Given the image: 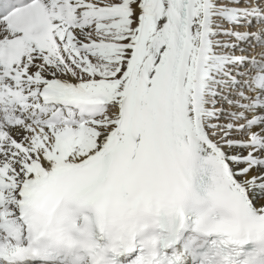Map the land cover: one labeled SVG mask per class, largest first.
<instances>
[{
  "label": "snow or ice",
  "instance_id": "snow-or-ice-1",
  "mask_svg": "<svg viewBox=\"0 0 264 264\" xmlns=\"http://www.w3.org/2000/svg\"><path fill=\"white\" fill-rule=\"evenodd\" d=\"M0 264H264V0H0Z\"/></svg>",
  "mask_w": 264,
  "mask_h": 264
}]
</instances>
